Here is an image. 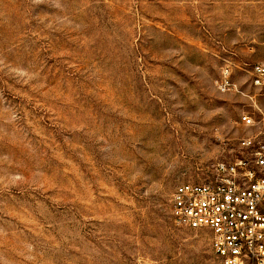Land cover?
<instances>
[{"label":"rangeland","instance_id":"374dc122","mask_svg":"<svg viewBox=\"0 0 264 264\" xmlns=\"http://www.w3.org/2000/svg\"><path fill=\"white\" fill-rule=\"evenodd\" d=\"M258 64L264 0H0V264H217L172 195L264 142Z\"/></svg>","mask_w":264,"mask_h":264},{"label":"built area","instance_id":"2783aa9c","mask_svg":"<svg viewBox=\"0 0 264 264\" xmlns=\"http://www.w3.org/2000/svg\"><path fill=\"white\" fill-rule=\"evenodd\" d=\"M254 75L264 87V66ZM241 143V157L218 161L211 178L182 183L172 195L175 224L208 230L217 264H264V142L250 136Z\"/></svg>","mask_w":264,"mask_h":264}]
</instances>
